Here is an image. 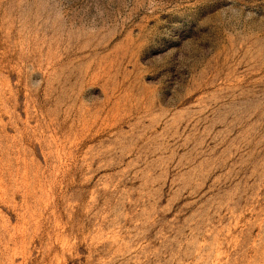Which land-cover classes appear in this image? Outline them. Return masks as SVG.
<instances>
[{
	"label": "rangeland",
	"instance_id": "rangeland-1",
	"mask_svg": "<svg viewBox=\"0 0 264 264\" xmlns=\"http://www.w3.org/2000/svg\"><path fill=\"white\" fill-rule=\"evenodd\" d=\"M0 264H264V0H0Z\"/></svg>",
	"mask_w": 264,
	"mask_h": 264
}]
</instances>
